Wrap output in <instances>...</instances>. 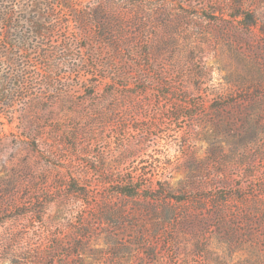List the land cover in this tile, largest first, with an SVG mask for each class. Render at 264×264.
<instances>
[{
	"label": "rangeland",
	"instance_id": "374dc122",
	"mask_svg": "<svg viewBox=\"0 0 264 264\" xmlns=\"http://www.w3.org/2000/svg\"><path fill=\"white\" fill-rule=\"evenodd\" d=\"M0 264H264V0H0Z\"/></svg>",
	"mask_w": 264,
	"mask_h": 264
},
{
	"label": "trees",
	"instance_id": "16d2710c",
	"mask_svg": "<svg viewBox=\"0 0 264 264\" xmlns=\"http://www.w3.org/2000/svg\"><path fill=\"white\" fill-rule=\"evenodd\" d=\"M121 193H124V194H126V195H134V193H135V190H133V191H124V192H121Z\"/></svg>",
	"mask_w": 264,
	"mask_h": 264
}]
</instances>
